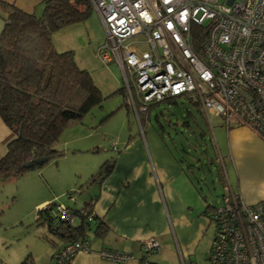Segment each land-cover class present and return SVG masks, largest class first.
I'll return each instance as SVG.
<instances>
[{"label":"built area","instance_id":"1","mask_svg":"<svg viewBox=\"0 0 264 264\" xmlns=\"http://www.w3.org/2000/svg\"><path fill=\"white\" fill-rule=\"evenodd\" d=\"M90 2L105 30L95 54L119 68L125 106L138 122L153 104L191 96L208 122L217 117L225 128L245 126L264 139V0ZM56 215L69 225L94 219L88 208L74 215L58 206ZM211 220L205 264H264V201L247 204L227 184ZM88 250L89 240L66 242L54 251L55 264ZM159 251L154 237L143 241L142 255ZM102 257L129 258L110 251Z\"/></svg>","mask_w":264,"mask_h":264},{"label":"rangeland","instance_id":"2","mask_svg":"<svg viewBox=\"0 0 264 264\" xmlns=\"http://www.w3.org/2000/svg\"><path fill=\"white\" fill-rule=\"evenodd\" d=\"M41 13L42 10L37 16ZM51 41L57 52H72L74 62L91 75L103 100L99 106L93 107L80 123L61 132L55 144L56 150L62 153L60 157L50 159L39 168L31 169L20 177L0 183V260L6 264H20L27 255L32 259L34 258L32 255L40 258L38 264H47L48 258L44 260L42 258L48 252L53 253V246L45 237L55 242L60 241L48 232L46 225L36 222L39 209L45 204H51V211L57 210L58 206L80 208L84 200H87L84 191L88 185L117 158L118 153H122L125 142L131 144L132 149L138 148V144L144 148H147V145L152 148L151 138H154L158 147H161L158 149L163 148L170 152L174 151L171 141L173 137L178 149L183 145L190 151V148H199L197 145H201L200 149L207 148L213 155L212 147L209 145L211 138L216 151L218 149L222 156H225L226 131L220 119L212 116L209 124L204 114L203 117L184 99H179L184 101H181L184 104L159 103L150 110L147 121L145 123L142 121L141 128L133 111L124 105L123 95L116 92L123 87L119 68L113 63L104 64L95 54L97 48L105 41V30L96 11H91L84 22L53 33ZM187 112L192 116L189 120L190 128L184 124ZM199 128L204 132V138L198 135L195 141V135L191 132L197 134ZM148 157L146 155L149 172L153 174L152 167L156 166L157 170L162 162L159 165L155 158L151 161ZM177 164L180 166L178 162ZM224 164L233 186L232 171L225 159ZM167 166L163 172L157 170L160 172L159 179L156 181L154 179L157 193L158 188L161 191V185L164 193L165 186L172 185L178 197L182 199L183 205L189 207L194 214L204 206L202 196H205L206 203L212 206L220 202L224 188L217 178L215 166L211 167V172L207 169L199 171L198 174L204 180L196 183V187L185 174L172 180L176 175L172 174L169 163ZM159 198L161 201L160 196ZM42 201L45 203L39 204ZM205 220L207 226L198 246V264H204L205 254L214 234V223L208 216ZM88 238L90 243L97 240L92 233H89ZM150 256L157 257L154 253Z\"/></svg>","mask_w":264,"mask_h":264},{"label":"trees","instance_id":"3","mask_svg":"<svg viewBox=\"0 0 264 264\" xmlns=\"http://www.w3.org/2000/svg\"><path fill=\"white\" fill-rule=\"evenodd\" d=\"M0 11L4 20L0 32V118L15 136L0 158L2 183L44 164L25 169L24 165L31 161L43 157L47 161L60 157L62 153L56 150L55 144L61 132L80 123L93 107L101 104L103 98L91 75L76 65L72 52H57L51 41L53 33L82 23L89 17L93 11L90 0H43L40 16L0 1ZM116 92L123 95L125 100L123 89ZM179 99L192 104L203 116L199 103L191 96L170 97L161 102L184 104ZM159 103L151 105L145 114L139 116L141 128L142 121H147L150 110ZM190 117L191 113L187 112L184 124L188 128ZM191 133H194L195 141L198 135L204 138L201 128L197 134ZM160 137L163 138V135L160 134ZM171 141L174 145L172 155L194 185L203 180L195 170L207 169L211 172L212 166L216 167L217 178L224 185L222 170L215 162L217 155L211 138L209 145L213 155L207 148L200 149L201 145H197L199 148H190L193 152L190 154L183 145L178 149L173 137ZM109 168L110 165L98 176H104ZM202 198L207 202L205 196ZM216 206L207 204L204 213H212ZM51 210V204L47 210H39L36 222L46 225L48 232L63 243L88 241L90 230L97 235H103L107 230L102 221H86L83 217L77 218L75 225H69L56 215V209ZM68 210L74 215L79 212ZM92 222L94 225H91ZM45 239L56 252L55 241L47 237ZM149 256L150 253L142 255L139 264H158L150 262ZM20 264H32V260L27 256Z\"/></svg>","mask_w":264,"mask_h":264},{"label":"crops","instance_id":"4","mask_svg":"<svg viewBox=\"0 0 264 264\" xmlns=\"http://www.w3.org/2000/svg\"><path fill=\"white\" fill-rule=\"evenodd\" d=\"M0 1L37 16V13L42 10L43 0ZM0 14H2L1 11ZM3 24L4 20L0 16V32ZM225 131V158L218 149L217 151L215 149L216 155L219 151L215 162L222 170L224 192L225 185L229 184L231 190L247 204L264 201V139L245 126H232L225 128ZM14 138V134L0 118V158L4 156L8 143ZM151 139L152 148L148 145L144 148L138 144V148L132 149L131 144L125 142L122 153H118L117 158L109 164V171L104 176H97L88 185L84 191L87 200H84L82 206L80 208L66 207L70 210L88 208L94 219L102 221L107 229L103 235L93 234L90 230L88 235L92 233L94 239L97 240L92 243L89 241V250L77 252L69 264H139L142 256V243L149 237H154L160 246V251L154 253L156 258L149 256L150 262L198 264V246L207 226L205 217H210L212 213L209 211L208 214L204 213L207 205L205 201L202 209L196 212L197 214L191 212L189 207L183 205L182 199L178 197L172 185L165 186V193L161 185V191L158 188V195L154 185V179L158 180L160 175L157 170L163 172L168 168L167 163H169L172 174L176 175L172 177V180L185 173L181 165L177 164L171 151L158 149L161 147H158L154 138ZM146 155L151 161L155 158L159 165L162 162V165L158 166L159 169L156 170V166L152 167L153 174L149 172ZM224 159L232 171L233 186L229 181ZM195 173L200 179L202 178L198 174L199 171L195 170ZM191 184L194 185L193 182ZM42 203L45 201L39 204ZM55 244L57 249L64 245L61 241ZM54 251L53 249V253ZM103 251L120 252L128 255L129 258L120 262L107 260L102 257ZM53 253L48 252L42 259L48 258L46 259L47 264H55V259L52 258ZM160 253L163 255H157ZM206 255L207 253L204 264ZM27 256L30 257V255ZM32 256L34 257L30 258L32 264H38L41 261L40 258ZM0 264H6V262L0 260Z\"/></svg>","mask_w":264,"mask_h":264},{"label":"water","instance_id":"5","mask_svg":"<svg viewBox=\"0 0 264 264\" xmlns=\"http://www.w3.org/2000/svg\"><path fill=\"white\" fill-rule=\"evenodd\" d=\"M46 161H47L46 157L39 158V159H36L34 161H31V162L25 164L24 168L28 169V168L32 167L33 165H41V164L45 163Z\"/></svg>","mask_w":264,"mask_h":264}]
</instances>
